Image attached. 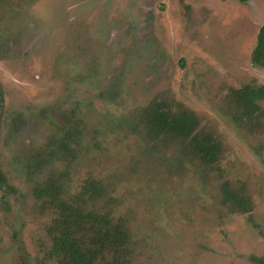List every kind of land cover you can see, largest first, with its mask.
<instances>
[{
  "label": "rangeland",
  "instance_id": "374dc122",
  "mask_svg": "<svg viewBox=\"0 0 264 264\" xmlns=\"http://www.w3.org/2000/svg\"><path fill=\"white\" fill-rule=\"evenodd\" d=\"M132 9L144 21L121 31ZM114 12L121 28L111 38L112 27L100 25ZM263 24L264 0H0V163L12 187L0 188V264H59L45 256L47 219L34 186L63 170L74 191L89 169L125 164L138 143L119 134L116 120L155 97L192 109L223 153L205 176L196 174L201 165L169 176L162 169L157 181L143 174L134 221L142 261L264 264V103L252 127L229 106L232 90L253 74L264 83V68L250 64ZM109 88L115 102L106 109L99 95ZM76 105L87 138L99 131L102 145L85 142L71 159L32 173L29 158ZM226 182L241 205L224 202ZM155 186L160 196L149 190Z\"/></svg>",
  "mask_w": 264,
  "mask_h": 264
},
{
  "label": "trees",
  "instance_id": "16d2710c",
  "mask_svg": "<svg viewBox=\"0 0 264 264\" xmlns=\"http://www.w3.org/2000/svg\"><path fill=\"white\" fill-rule=\"evenodd\" d=\"M248 2L250 0H240ZM252 62L264 67V24L260 27L256 45L252 52ZM233 96L240 99L244 106L255 105V100L264 98V86H245L233 90ZM233 103V101H232ZM235 104V103H234ZM4 109V92L0 86V121ZM236 113V111H235ZM136 136L137 153L125 164L107 168L101 172L89 169L77 182L74 192L66 190L63 176L53 178L46 186L38 185L34 193L46 215L45 256L59 264H149L142 261L138 253L137 238L134 235V221L137 220L136 205L142 202V176L149 175L150 180L157 181L159 172L168 169L185 172L188 161L209 167L216 163L220 153V140L215 133L201 129L200 119L194 112L173 109L166 104L152 102L138 114L124 119ZM87 131L79 134L63 132L55 134L59 139L50 142L46 151L38 152V157L47 154L51 159L59 154L67 155L73 150V141L80 139V150L86 142L92 149L101 146L99 131L89 141ZM174 146L173 155L169 152ZM141 176V177H140ZM146 177V183L151 181ZM65 182V181H64ZM7 185V173L0 163V187ZM150 191L160 194L157 186ZM224 202L236 206L243 202L236 194V187L225 184ZM132 201V204L128 203ZM259 261L257 258H253ZM24 264H27L24 262Z\"/></svg>",
  "mask_w": 264,
  "mask_h": 264
},
{
  "label": "flooded vegetation",
  "instance_id": "af4514ba",
  "mask_svg": "<svg viewBox=\"0 0 264 264\" xmlns=\"http://www.w3.org/2000/svg\"><path fill=\"white\" fill-rule=\"evenodd\" d=\"M140 1V0H138ZM142 1V0H141ZM117 9V8H115ZM17 9H13L12 12L16 11ZM136 10L138 11V8H136ZM137 11L135 12V9H132V13L129 14L128 16V20L126 22V26H122L123 27H128L130 26L129 23H133V22H138L140 23V21H144V17L143 16H139ZM11 12V13H12ZM115 13V12H114ZM15 14V12H14ZM115 16L117 17L116 13L115 14H111L110 17H106L107 20H103L102 21V25H100L101 28H107L108 26L112 27V30L110 31V36L111 38L114 37V35L112 34L113 32L112 31H117V32H120V26H116L115 25ZM13 17V16H12ZM114 17V18H113ZM127 19V18H126ZM11 21L12 22H9L10 24L13 23V19L11 18ZM106 23V24H105ZM144 24V22L142 23ZM141 24V25H142ZM13 26V25H12ZM139 26V25H138ZM10 27V26H9ZM115 27V28H114ZM120 27V28H119ZM140 27V26H139ZM125 28L121 29V31H123ZM143 32V31H142ZM259 32V31H258ZM258 35V33H257ZM257 41V40H256ZM156 48V47H155ZM158 49L160 50L161 47H158ZM254 50V48H253ZM253 50L251 51V56H250V64L251 65H254V66H257L255 65L253 62H252V52ZM74 59V57H73ZM72 62V61H71ZM76 66V65H75ZM257 67H262V66H257ZM264 68V67H262ZM238 70V69H237ZM236 70V72H237ZM249 74H252L251 72ZM254 76H250V82L240 88H234L235 90H240L242 89L243 87L249 85V86H252V87H256L257 85H260V86H264V83L260 82L255 74H253ZM73 84H78V82L81 80L80 76L78 74H73ZM71 76V77H72ZM1 86V85H0ZM2 87V86H1ZM233 89V90H234ZM233 90H232V99H230L231 101H233L232 104H229L230 107H232L235 111H236V122H238L239 124H242L244 126H254V123L255 121L257 120V115H260L261 116V112H262V105L264 103V98H260V99H256L255 100V105H248V106H244L243 104H241L240 102V99L237 98L236 96V99L234 98L233 96ZM107 94L104 96L103 94H100V99H106V109L109 105H111L110 103H114L115 102V95H114V90L109 88L106 90ZM103 95V96H102ZM152 102H159V103H162V104H166V106H170L172 107L173 109L177 110V108L181 107L182 109H186V110H189L190 112H194L192 109L190 108H187V107H183L181 105H177L176 104V101L174 100L173 102L172 101H169V100H162L161 98L159 97H155L153 98L149 103H147L146 105H143V106H138V107H134L132 108L130 111L126 112L125 114H120V118H118V120H116V124H115V129L119 130V134L123 133V132H128V133H132V130L128 127V123L124 122L123 120L124 119H128L130 118L131 115H135L138 114V112L140 110H142L143 108L147 107L149 104H151ZM235 103V104H234ZM78 105H76L73 109H69L68 111L65 112L64 114V121L63 123H59L56 127L54 126L52 131H51V134L50 136L46 139L45 143L41 146V148L37 151H35V155L30 157L29 158V164H28V169L33 173H36V171H40L42 172V169H45V165L46 163L49 161V160H53L55 158H59L61 157L63 161H65V159H71V157H73L74 155L76 156L79 152H80V139L79 137L77 138V140H74L73 141V150L71 153L67 154V155H64V154H59L57 156H54L53 158L51 159H47L46 162L43 164V159L45 156H47V154L44 155H41L38 157V152H40L41 150H43V153L47 150L46 147L49 146L50 142H52L53 140H56V138L59 139V136L57 137H54L55 134H59V133H63V132H70V131H73L74 133H77L79 134V132L82 130V129H89V127H85L84 124L81 123V116L77 115L76 111H75V108L77 107ZM110 112V111H109ZM195 113V112H194ZM235 113V112H234ZM195 115L199 118V116L195 113ZM200 119V118H199ZM245 124H248V125H245ZM83 125V126H82ZM251 126V127H252ZM201 129H205L207 132L209 131L207 128H205L204 126L201 125V120H200V126ZM96 132H93V135L91 136H88L87 139H89V141H91V139L95 136ZM220 149H221V153L216 161V163H218L219 159L221 158V155L223 153V143L220 141ZM46 149V150H45ZM45 150V151H44ZM173 152H174V149H172L170 152H169V155L172 156L173 155ZM190 162V163H189ZM189 164H187V167H191V166H198L197 162L193 163L191 161H188ZM216 163H214L213 165H215ZM213 165L209 166V167H205L203 164H201V166L197 167L196 168V174L198 172V175L199 176H205L207 175V173L209 172L210 168L213 167ZM186 167V168H187ZM3 168V166H2ZM198 168H199V171H198ZM188 169V168H187ZM176 170H172L171 174H173ZM65 172L63 170L61 171H58V172H50V173H45L44 174V177L41 178L38 183L34 186L33 190H32V194L35 198L36 201H38V198L37 196L35 195L34 193V189L36 187H38V185H43V186H46L45 184L48 183V181L51 179V177L53 178H60V176H63V180L62 182L66 184V181H65V178H66V175L64 174ZM8 176V175H7ZM80 179V178H79ZM65 181V182H64ZM8 182H9V177H8ZM1 189H11L12 187H7V185H4L3 187H0ZM77 189V186L75 188V190ZM66 190H69V192H74L73 189H71L70 187L66 186ZM9 193V191L7 190L6 193L4 194V198L7 197V194ZM172 193L174 194L175 191H172ZM224 189L221 191V194H222V197L224 199ZM236 194L239 195V199L241 197V195L239 194V189L236 190ZM237 204H240L241 203H238L236 201ZM40 205H41V202H40Z\"/></svg>",
  "mask_w": 264,
  "mask_h": 264
}]
</instances>
